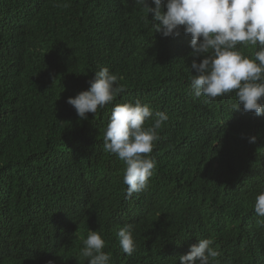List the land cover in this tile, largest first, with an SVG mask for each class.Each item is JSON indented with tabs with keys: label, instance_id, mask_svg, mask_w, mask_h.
<instances>
[{
	"label": "trees",
	"instance_id": "trees-1",
	"mask_svg": "<svg viewBox=\"0 0 264 264\" xmlns=\"http://www.w3.org/2000/svg\"><path fill=\"white\" fill-rule=\"evenodd\" d=\"M153 15L132 0H0V264H88L89 230L110 264H179L201 239L219 253L210 264H264V115L235 110V91L195 97L190 35L162 37ZM101 67L125 90L80 120L67 100ZM136 100L169 119L147 188L128 199L103 134ZM126 224L131 256L116 236Z\"/></svg>",
	"mask_w": 264,
	"mask_h": 264
},
{
	"label": "clouds",
	"instance_id": "clouds-1",
	"mask_svg": "<svg viewBox=\"0 0 264 264\" xmlns=\"http://www.w3.org/2000/svg\"><path fill=\"white\" fill-rule=\"evenodd\" d=\"M135 6L153 13L150 22L155 33L162 37H179L181 32L191 37V88L195 97L207 101L235 91V110L264 115V0H132ZM166 11L161 12V5ZM67 6V5H65ZM148 18V17H147ZM258 48L252 57L242 54L241 48ZM197 59L200 60L197 63ZM38 75V74H37ZM120 77L101 67L88 81L89 87L74 98H68L80 120L88 113L96 115L125 89ZM164 112L153 113L148 104L139 100L116 105L104 129L103 148L124 162L123 183L126 198L140 193L148 186L156 166L150 154L159 139L158 130L168 121ZM151 126L145 127L146 121ZM255 143L256 137H249ZM254 213L264 218V192L255 199ZM264 226V219L259 221ZM133 225L118 228L116 236L123 253L131 256L135 251ZM211 239H201L180 256L179 264H210L219 253ZM80 255L88 264H110L111 254L103 251L105 241L97 231H88Z\"/></svg>",
	"mask_w": 264,
	"mask_h": 264
}]
</instances>
